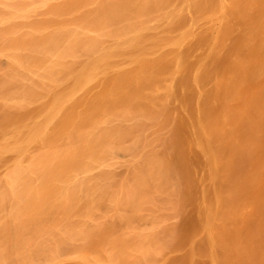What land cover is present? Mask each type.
Listing matches in <instances>:
<instances>
[{"label":"bare ground","instance_id":"obj_1","mask_svg":"<svg viewBox=\"0 0 264 264\" xmlns=\"http://www.w3.org/2000/svg\"><path fill=\"white\" fill-rule=\"evenodd\" d=\"M195 1L0 0V264H152L161 239H142V228L125 220L137 209L124 189L140 188L134 203L146 215L176 182L160 154L170 126L161 129L145 109L173 93L193 27L208 24L209 53L219 57L239 22L247 49L231 54L212 82L214 113L185 130L205 164L198 217L211 264H264V0H217L198 21ZM185 11L184 28L162 29ZM163 50L174 52L167 59ZM201 66L191 70L198 110ZM110 218L122 222L119 233ZM124 232L142 243L118 246Z\"/></svg>","mask_w":264,"mask_h":264},{"label":"rangeland","instance_id":"obj_2","mask_svg":"<svg viewBox=\"0 0 264 264\" xmlns=\"http://www.w3.org/2000/svg\"><path fill=\"white\" fill-rule=\"evenodd\" d=\"M174 1V3H176V5L179 3V0H172ZM217 4V0H196L193 3V14L195 15L196 19L194 20H199L201 18H203L205 15L211 13L214 9L215 6ZM190 21V17L186 14V11L184 12V14H181L180 16L177 17V19L175 20L174 24L171 25H166V26H162L163 30L168 31L170 34L174 33L176 34L177 31H180L182 28H184L186 26V24ZM204 20H202L201 22H203ZM208 24L205 25H201V27L198 28H194L193 27V38H191L190 40L186 41L182 46H181V52L183 54V69L184 72L181 76H178L176 78V80L174 81L173 84V89L168 92L167 94H172L169 96V98L167 100H165L164 98H160L156 100H152L151 103L149 104V106L146 107L145 109V113L148 116H151L153 119H156V122L159 123L161 129H164L165 127H169L170 126V130L169 132V136L167 135L166 137H164L162 139L163 141V147L162 150L163 152H161L160 154H164L165 155V159L166 160V172L169 173L168 177L171 179V176L173 177L172 182L174 183V187L173 188L174 191H172L169 195H159L154 197V199L151 200V202H156L155 205H148L151 206L149 214L143 215L145 213V211L142 209L140 210V208H143L142 206L139 208V206L134 203L135 198H137L139 194L134 193L135 189H138V191L140 190V188H134V190L131 188V182L129 183L130 185H126L125 189H124V194L126 195H130V198H132V209L134 210H139L137 211L139 214H137L136 211L132 210L133 212L136 213H131L127 214L125 216V220H127V222L130 220L132 221L133 225H137L138 228H142L137 230L138 231H142L141 233H146L147 230V234L148 232L150 233V235H154V236H149V234L147 235H143L140 236L142 237V239L145 238H149L153 241V239L155 238V236L157 235V239H161V240H157L155 239V241L153 242L155 245H158L159 243L162 244L163 246V251L157 248V250H160L161 253H163V258H159L161 255V253L158 255V252L156 250V255L155 258L152 259V264H211L210 261V248L209 245L205 239V236H203L202 234V222H201V218L198 217V215H200V209L202 207L201 205V180H200V175L202 173V175L205 177V173L203 174V172H201L203 170V166L204 164V160L203 158H201L199 156V154L196 151L193 150H189L188 149V133L185 130L186 129V125L192 121L193 124L197 121V116H199V114L202 115H207L210 113H214V111L216 110V107L218 105V99L219 97H217V95L219 94L216 93L217 95H215V91L213 88V81L214 79L220 75H222V70L225 68H227V63L229 62V57H231V54H234L235 51L238 52L239 54L241 53H245V48L247 49L246 46L242 45L241 43H239L241 40H239V38H241L240 33L242 31V26H243V22H239L238 26H240V29H236L230 33L231 35V39H227V44H228V48H226L224 45L222 46L224 49L221 50V56L224 54V56H222V58L220 59L221 56H214L212 54H210V50L212 47V35L209 29H207ZM161 29V28H160ZM155 32H159L158 30H155ZM160 33V32H159ZM159 33H157L156 35H158ZM233 34V35H232ZM235 35H237L236 37H234ZM228 36V35H227ZM239 36V38L237 39V37ZM148 35L143 36V39L148 38ZM232 37H233V41L237 40L236 43L235 41H232ZM166 38L163 39V41H165ZM238 48H237V44ZM225 44V45H227ZM214 45V44H213ZM245 47L243 49V47ZM229 47L232 49H230V54L228 52ZM241 47V48H240ZM241 50H240V49ZM176 50V49H173ZM171 52V50L169 51H162L163 54H166L165 57L171 56L173 54V51ZM247 51V50H246ZM177 52V51H176ZM228 52V53H227ZM229 54L230 56L227 55V57H225V54ZM218 57V58H217ZM227 59V60H225ZM225 61V62H224ZM225 63V65H224ZM197 64H202L201 66V73L199 75V82L201 86H205V99L204 101H199V110L196 107V100L198 99V92L196 91V89L194 88V86L192 85V76H191V70L194 67H197ZM224 65V67H223ZM168 68V65L163 64L162 66V70ZM223 68V69H222ZM221 71V72H220ZM249 82V81H248ZM247 82V83H248ZM252 82V81H251ZM254 83V82H252ZM254 86V84H253ZM210 90H213L214 92H210ZM221 92V91H220ZM214 93V94H213ZM222 93V92H221ZM221 96V94H220ZM215 97H217V102L215 103L216 99ZM208 98V99H207ZM200 99V98H199ZM214 101H213V100ZM213 101V102H211ZM210 103H212V106L210 105ZM229 103V102H228ZM180 104H184L185 108H186V113L189 117V121H187L185 118L181 117V110H180ZM180 112V113H179ZM175 115V117H174ZM204 117V116H203ZM204 117V118H205ZM191 119V120H190ZM186 120V121H185ZM188 122V123H187ZM167 130V129H166ZM171 132V133H170ZM264 140H261V142ZM197 153V154H196ZM198 155V156H197ZM4 160V159H3ZM189 162V165H188ZM132 171V169L130 170ZM135 175L137 176L138 174H136L135 170L133 169ZM132 171V172H133ZM137 173H142L147 175V170H136ZM128 173V176H131L134 174L133 173ZM165 172V173H166ZM120 173L123 175H126V169L123 168L120 170ZM132 177V176H131ZM134 178V177H133ZM134 184H132L133 186ZM163 185V186H162ZM165 185V186H164ZM128 187V190H127ZM135 187V186H133ZM138 187V186H137ZM160 187L163 188H167L166 184L160 183V185L157 186V189L160 190ZM171 187V186H170ZM132 189V190H131ZM165 189V190H167ZM136 191V192H138ZM161 191V190H160ZM163 191V189H162ZM212 191V188H207L206 192H207V200L209 202V204L213 205V194H211L210 192ZM141 192V190L139 191ZM145 192V191H144ZM148 192V191H147ZM213 193V192H212ZM139 198V197H138ZM150 201V199H148ZM212 203H211V202ZM135 204L137 206H135ZM145 204L147 205L148 203L145 202ZM145 204L144 205V209L146 208ZM147 206V207H148ZM138 207V208H137ZM149 208V207H148ZM148 208H146V210L148 211ZM128 212V213H129ZM147 213V212H146ZM167 213H169L167 215ZM130 215V216H129ZM163 215H165L163 217ZM167 215V217H166ZM146 217V218H142V217ZM167 218V220L165 221V224H161L158 223L157 220L158 217L160 218ZM153 218V219H152ZM111 219V218H110ZM136 219V220H135ZM110 221V220H109ZM107 221V222H109ZM139 221V222H137ZM156 224L154 230H150L148 227L150 222H153ZM112 223L111 226H113L112 228L114 230L118 229L120 230L121 227L118 228V226H122V222L120 221H114L111 219L110 221ZM172 222V223H171ZM130 223V222H129ZM138 223V224H136ZM146 223V224H145ZM166 223H171L170 225ZM130 224V225H132ZM145 226L146 230H144L143 226ZM110 226V224H109ZM107 226V228L109 227ZM117 226V227H114ZM135 226V228L137 227ZM134 227V226H133ZM166 227V228H165ZM112 229V231H114ZM152 229V228H151ZM134 231L136 229H133ZM158 232L156 234V231ZM132 231V230H131ZM130 231V233H131ZM133 233L136 234V231ZM161 231V232H160ZM111 232V231H110ZM116 232V231H114ZM112 233V235L114 236L115 233ZM116 232V233H117ZM119 233V232H118ZM160 233V234H159ZM163 233V234H162ZM93 234H95L93 232ZM92 237L94 238V241L92 243V247L96 248L97 245V238H96V234L93 235ZM109 229L107 232V236L111 235L109 234ZM125 234V232H124ZM134 234V235H135ZM159 234V235H158ZM117 235V234H116ZM127 238L122 239L124 240V242L121 241V243H117L118 246H120L122 243L126 244V243H130L131 245L133 244L134 246H138L142 243L141 240H135L134 238L132 239L131 237H133V234L131 235V237H129L128 234H125ZM139 235H141L139 233ZM139 235H137V238H139ZM107 236L105 238H107ZM148 236V237H147ZM161 238H160V237ZM118 237V236H117ZM136 237V235L134 236ZM116 238V237H115ZM147 242H149V240L146 239ZM152 241L151 245H152ZM120 242V241H119ZM152 246H155V245ZM123 245V244H122ZM127 245V244H126ZM159 246V245H158ZM157 246V247H158ZM161 246V245H160ZM161 246V247H162ZM121 247V246H120ZM154 248V247H152ZM165 248V249H164ZM155 249V248H154ZM264 250V248H262V251ZM264 252V251H263ZM216 256H218L217 252H214ZM157 262V263H156Z\"/></svg>","mask_w":264,"mask_h":264}]
</instances>
